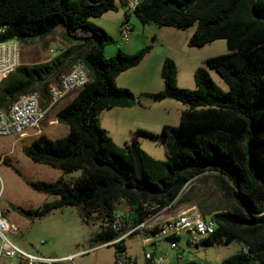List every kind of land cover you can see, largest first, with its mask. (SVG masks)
<instances>
[{"label":"trees","instance_id":"1","mask_svg":"<svg viewBox=\"0 0 264 264\" xmlns=\"http://www.w3.org/2000/svg\"><path fill=\"white\" fill-rule=\"evenodd\" d=\"M116 1L0 0V42L15 39L30 44L59 33L69 43L49 60L21 63L4 77L0 108L31 91L47 107L49 83L58 81L77 61L89 81L56 112L68 132L55 139L40 133L23 149L33 162L63 174H80L68 180L62 176L55 181H30L34 190L58 198L21 211L38 218L55 208L77 207L84 222L100 223L91 239L109 243L162 207L169 210L193 202L203 216L216 222L214 233L198 245L219 239L241 244L219 264H264V0H136L133 7L128 6L129 0H119L143 24L195 25L189 46L226 41L227 53L209 56L204 66L195 69L193 89L178 86L175 60L164 59V86L147 95L154 101L175 99L186 107L178 125H164L160 132L137 129L135 135L162 143L165 160L145 152L134 137L118 144L99 122L101 110L138 102L139 96L118 86L116 77L138 65L150 49L146 45L133 53L104 54L113 38L91 18L115 11ZM128 15L126 11V19ZM208 68L219 74L226 90L212 79ZM122 203L128 210L121 212L116 230L111 222ZM156 231L157 227L135 228L110 243L114 255L126 252V237H148Z\"/></svg>","mask_w":264,"mask_h":264},{"label":"rangeland","instance_id":"2","mask_svg":"<svg viewBox=\"0 0 264 264\" xmlns=\"http://www.w3.org/2000/svg\"><path fill=\"white\" fill-rule=\"evenodd\" d=\"M116 4L115 11H108L101 16L91 18L94 24L102 27L113 38L112 42L105 45L104 54L108 57L114 56L118 50L133 53L146 45H149L150 49L138 65L121 72L118 79V83L129 86L127 88L141 100L138 99V102L130 107L114 106L101 110L98 115L99 122L101 126H107L114 136L118 138L128 136L127 141L134 137L145 152L154 158L165 160L167 153L162 143L135 135L137 129L160 132L164 125H178L181 110L186 107L182 102L171 98L164 101L147 98V94L153 93L149 90L164 86L161 74L164 59L171 57L175 60L178 69V86L193 89L196 83L192 66L196 64L198 67L204 66L207 57L227 53L226 41L216 39L201 47L189 46L188 40L195 25L176 28L158 26L153 23L143 24L132 9L128 8L129 4L125 6L119 0ZM126 11L129 12L128 19H126ZM123 23H128L130 27L127 40H122L120 36V26ZM127 43L129 44L126 45ZM68 44L59 33L47 40H34L30 44L21 43L20 64L30 65L49 60L60 51L59 48H66ZM208 71L212 79L226 90L227 85L219 74L213 68H208ZM82 75L88 81L85 69ZM142 91L148 93L140 94ZM74 95L75 92L70 93L59 103L50 107L40 125L28 129L24 136L0 135L2 158L0 160V210L6 221L13 225L6 235L24 251L60 258L74 255L75 264H114V245L91 239V236L101 228L99 221L92 219L84 222L77 207L55 208L38 218H30L21 211L38 208L44 202L58 198L57 195L34 190L29 185L30 181H55L62 176L68 180L80 174L79 171L63 174L58 168L33 162L23 151L40 133L55 139L68 132L67 125L56 119V112ZM118 144L121 145L123 142ZM189 204L194 203L175 204L162 214V222L157 225L179 214ZM127 210L123 203L119 205L118 211L126 212ZM180 234L178 249L184 252L181 262L190 255L202 263L219 264L221 260L241 248L239 242L233 241L228 244L217 242L210 245L200 244L188 249L186 232L181 231ZM142 242V234L126 237V252L131 254L142 250ZM161 245L162 252L167 251L169 255H173L175 249L170 248L165 240L161 241ZM12 261L17 263L16 259ZM177 262L179 261L172 260L171 263Z\"/></svg>","mask_w":264,"mask_h":264},{"label":"built area","instance_id":"3","mask_svg":"<svg viewBox=\"0 0 264 264\" xmlns=\"http://www.w3.org/2000/svg\"><path fill=\"white\" fill-rule=\"evenodd\" d=\"M135 1L131 0V7ZM1 30V28H0ZM130 27L128 23L120 26V36L123 40L129 37ZM21 43L18 40L11 39L0 42V82L10 72L14 71L20 64ZM89 81L82 75V69L78 66V61L74 63L67 72L62 74L58 81L49 83L47 92V107L40 103V95L35 92H27L13 100L7 108H0V135H18L22 137L30 128H36L45 119L48 109L73 91L82 89ZM165 211L163 207L156 213L148 216L135 228L154 229L157 231L151 234L153 237H159L165 240L169 247L175 249L177 263L184 264L197 261L193 256H187L181 262L182 253L178 251V241L181 238V231L187 233V248L196 247L208 233H214L215 228L211 216H203L195 204H189L179 214L171 216L163 224L157 225L153 222L156 217L162 215ZM121 225V212L117 210L111 226L119 229ZM13 227L3 217L0 210V264H75L74 255L66 257L43 256L24 251L14 244L6 235V232ZM135 228L130 229L122 236L115 238L114 243L127 236ZM169 237H173L168 239ZM178 237V240L175 239ZM246 251V248H243ZM16 259L17 263L12 260ZM170 257L167 251L157 254L152 248L145 247L140 251L131 254L127 252H118L114 255V264H169Z\"/></svg>","mask_w":264,"mask_h":264},{"label":"crops","instance_id":"4","mask_svg":"<svg viewBox=\"0 0 264 264\" xmlns=\"http://www.w3.org/2000/svg\"><path fill=\"white\" fill-rule=\"evenodd\" d=\"M128 4H129V6L131 5V0H129V2H128ZM122 39V38H121ZM123 40V39H122ZM130 42V41H129ZM129 43H127L126 45H128ZM193 68L192 69H194L193 71H195V69L198 67L197 66V64L196 65H194V66H192ZM121 75V73L116 77V84L118 85V86H122V87H129V86H127V85H125V84H121V83H118V79H119V76ZM162 88H161V86H158V88H155V89H153V90H149V91H152V92H155V91H158V90H161ZM143 93H148V92H145V91H142V92H140V94H143ZM147 96V95H146ZM147 98L150 100V97H148L147 96ZM139 100H141V99H139ZM164 100H167V98L166 99H163V101ZM162 101V100H161ZM142 102V101H141ZM67 103V102H66ZM65 103V104H66ZM142 104L144 105V103L142 102ZM182 111V110H181ZM103 126V125H102ZM103 128H105L107 131H108V133H109V135L113 138V140L115 141V142H117V143H121V142H126L127 141V139H128V136H122V138H118L117 136H114L111 132H110V130L108 129V127L107 126H103ZM126 135V134H125ZM2 158H1V156H0V160H1ZM162 215H159L158 217H156L155 219H154V221L153 222H155V223H157V224H159V223H161L162 221ZM12 225V224H11ZM13 226V225H12ZM186 235H187V233H186ZM161 241H163V239H161V238H159V237H153V236H148V237H146V236H144L143 235V242H142V248H145V247H149V248H152L153 250H154V252L155 253H157V254H160V253H163L162 252V250H163V246L161 245ZM178 251L180 252V253H182V258L184 257V252H182V250H179L178 249ZM165 252V251H164ZM175 254H176V252L174 251V253H173V255L171 256V255H169V257H170V263L169 264H172L171 262H172V260H178L177 259V257L175 256Z\"/></svg>","mask_w":264,"mask_h":264},{"label":"bare ground","instance_id":"5","mask_svg":"<svg viewBox=\"0 0 264 264\" xmlns=\"http://www.w3.org/2000/svg\"><path fill=\"white\" fill-rule=\"evenodd\" d=\"M78 66L82 69V73H83V72H84V67H83V65H82L81 63H78ZM73 92H76V91H73ZM212 220H213L214 228H216V222L214 221L213 218H212ZM211 234H213V233H208L206 236H209V235H211Z\"/></svg>","mask_w":264,"mask_h":264},{"label":"water","instance_id":"6","mask_svg":"<svg viewBox=\"0 0 264 264\" xmlns=\"http://www.w3.org/2000/svg\"><path fill=\"white\" fill-rule=\"evenodd\" d=\"M217 243H222V240H221V239H219V240L217 241Z\"/></svg>","mask_w":264,"mask_h":264}]
</instances>
